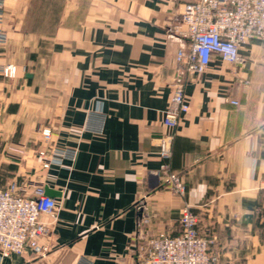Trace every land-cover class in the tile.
I'll use <instances>...</instances> for the list:
<instances>
[{
	"label": "crops",
	"instance_id": "obj_1",
	"mask_svg": "<svg viewBox=\"0 0 264 264\" xmlns=\"http://www.w3.org/2000/svg\"><path fill=\"white\" fill-rule=\"evenodd\" d=\"M4 1L0 63L18 72L0 76V187L16 180L61 195L48 255H0V264H138L148 234L179 233L185 203L215 236L219 264H264V42L242 47L239 66L215 59L191 77L177 69L184 40L169 28L192 0ZM177 82L190 110L172 129L164 112ZM90 117L102 131L85 128ZM44 126L59 147L78 149L74 162L43 168ZM165 134L183 197L155 174ZM12 143L27 154L7 155Z\"/></svg>",
	"mask_w": 264,
	"mask_h": 264
},
{
	"label": "built area",
	"instance_id": "obj_2",
	"mask_svg": "<svg viewBox=\"0 0 264 264\" xmlns=\"http://www.w3.org/2000/svg\"><path fill=\"white\" fill-rule=\"evenodd\" d=\"M5 1L0 0V58L8 43L4 28ZM169 33L184 40L176 53L177 69L191 77L204 74L210 64L219 59L232 66L245 62L241 49L259 38L264 42V0H192L184 4L180 20L169 28ZM17 65L0 63V76L14 78ZM233 104L238 100L232 99ZM190 110L184 83L172 85V96L164 112V125L176 129L183 115ZM87 129L102 131L103 119ZM41 145L36 155L43 161V168L62 166L66 160L74 162L77 148L59 147L53 138L51 127L41 129ZM173 134L158 139V154L163 163L155 174L162 179L164 187L174 195L183 197L186 185L180 175L173 171L170 160L173 154ZM26 148L12 143L7 155L23 157ZM59 203L45 194L42 184L9 182L0 187V255H22L30 250L40 257L51 251L48 238L58 220ZM199 215L192 205L185 203L178 217L179 233L166 231L148 234L138 242V264H219V255L213 250L215 236H207L199 228ZM150 218L144 216L140 225H148Z\"/></svg>",
	"mask_w": 264,
	"mask_h": 264
},
{
	"label": "water",
	"instance_id": "obj_3",
	"mask_svg": "<svg viewBox=\"0 0 264 264\" xmlns=\"http://www.w3.org/2000/svg\"><path fill=\"white\" fill-rule=\"evenodd\" d=\"M45 194L50 197H59L61 195V191L49 187L48 185L45 186Z\"/></svg>",
	"mask_w": 264,
	"mask_h": 264
}]
</instances>
